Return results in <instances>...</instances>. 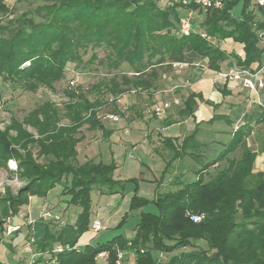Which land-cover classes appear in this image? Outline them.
<instances>
[{
  "label": "trees",
  "instance_id": "obj_1",
  "mask_svg": "<svg viewBox=\"0 0 264 264\" xmlns=\"http://www.w3.org/2000/svg\"><path fill=\"white\" fill-rule=\"evenodd\" d=\"M160 1L55 0L41 7L42 20L24 15L13 26L0 25V79L28 90L41 84L53 87L65 77L68 63H82L88 50L92 51V62L97 58V49L105 51L111 68L118 69L125 63L133 73L131 77L124 74L121 82L115 78L107 83L106 92L112 94L132 88L152 91L159 74L173 70L174 63L207 59L208 68L215 71H220L221 63L229 59L253 70L262 63L264 48L257 31L264 28V7L255 6L253 0H225L222 8L206 9L179 0H170L169 5L161 7ZM238 4L240 9L235 12ZM9 9L7 1L0 0V12ZM189 9L200 14L202 21L194 20L196 31L183 35L179 20L182 10L187 13ZM198 30L205 31L213 41L202 37ZM228 38L243 44V55L219 45ZM84 95L69 93L77 101L66 106L62 116L67 118L66 124L60 125L57 108L45 103L22 121L14 119L0 129V167L9 169V160L16 161L14 172L23 182L16 193L8 188L5 195L0 194L1 226L5 221L2 218L17 216L30 197L46 196L62 182L63 193L71 197L69 204L81 207L74 222L58 228L51 221L36 222L32 244L38 256L29 264H99L97 257L104 251L108 253V264H115L119 250L124 258L132 254L135 264H264V172L255 171V160L264 153V139L258 149L247 143L255 126L264 123L263 105L245 114L246 122L210 159L202 152L197 130L181 142L165 138L172 156L166 160L164 174L176 159L188 156L198 164L193 176L180 174L173 182L176 189L157 190L153 200L135 193L131 209L153 203L158 211L142 210L131 238L116 235L105 243L79 246L80 237L92 222L91 191L123 194L127 183L114 177V160L90 158L80 162L77 158L84 123L92 121L91 128L105 129L97 119L98 102ZM195 97L202 99L200 94L190 93L180 113L194 114ZM104 105L110 114L123 115L116 100ZM217 118L214 116L209 123ZM25 125L33 127L39 136L34 137ZM33 145L45 161L36 162L29 156ZM192 215L201 216V220L194 221ZM199 240L206 241L208 249L197 247ZM59 244L64 249L58 252L55 247ZM186 247L191 249L174 253ZM164 254L167 259H163Z\"/></svg>",
  "mask_w": 264,
  "mask_h": 264
},
{
  "label": "rangeland",
  "instance_id": "obj_2",
  "mask_svg": "<svg viewBox=\"0 0 264 264\" xmlns=\"http://www.w3.org/2000/svg\"><path fill=\"white\" fill-rule=\"evenodd\" d=\"M10 9L6 12H0V25L13 26L18 18L27 15L34 19L42 20L43 11L40 9L43 5L51 3L55 0H6ZM170 4V0H161L159 5L165 7ZM240 4L234 9L238 12ZM186 12L182 10V15ZM194 20L196 22L202 21V16L197 12H194ZM226 42L224 40L219 41V45L222 47ZM97 58L92 62L89 61L92 56V51L88 50L83 55L82 63H68L65 77L54 83L53 87L41 84L34 90L24 89L19 85H13L12 83H4L0 79V129L4 130L9 126L14 119L23 120L32 110L45 103H51L61 116L59 124L63 125L68 122L67 118L62 117L65 114L66 106L72 103L74 100L69 96L71 91L75 94L83 93L84 96L91 102H98L96 105L97 119L106 126L111 127L112 123L117 121L110 118V113L107 107L104 105L107 101L116 100L122 110L125 111L126 118L125 122L128 124L132 121V117L135 115V110H140V113L144 116L143 105L148 101V95L158 93L159 89L166 88V84L170 82L169 76H172V70H166L164 74H159L156 80V88L152 91H144L142 89L132 88L128 92L112 94L106 92V85L115 78L118 82L122 81L124 74L131 77L132 72L127 64L123 63L118 69H113L109 66V61L106 59L105 51L103 49H97L95 51ZM226 62V61H225ZM103 83V85H101ZM136 89V90H135ZM135 90V91H134ZM160 91V90H159ZM124 95L132 96V99L141 102L135 104L136 106H129L126 103L122 104L121 100ZM168 96L165 90L160 93V100H164ZM152 99V96H150ZM160 101L159 104L162 102ZM101 103V105H99ZM163 103V102H162ZM158 104V106H159ZM134 109V110H133ZM89 116V112L85 114ZM85 117V118H86ZM137 118V116H135ZM92 122V121H91ZM90 121L84 123L80 129V134L83 135L84 139L77 144L78 160L83 162V155L87 153V145L93 143L100 147L102 152L100 160L109 162L114 160L117 167V177L123 181H127L123 194H100L97 190L91 191V221L94 218H98L104 224L103 228L97 233H92L89 229L80 237L81 240L91 235L92 244H101L109 240H112L116 235H123L126 238H131L134 235V227L136 226L140 212L150 211L157 212L158 208L155 204L150 203L141 209H131V199L136 193L139 196L145 197L148 200L154 199V192L156 191V180L166 181L168 175L171 172V183H167L162 187V191L176 189L174 185L175 178L180 175L178 169L174 171L173 166L169 169V172L165 173L166 162L158 156H147L144 154L142 147L135 148L133 151V157L127 152V146L135 145L140 141V138H133L134 136L128 134L122 126L117 128V132L113 136H109L110 139L106 141L102 136L101 131L103 129L90 127ZM226 125V124H225ZM26 129L33 134L34 137H38L36 130L25 125ZM107 137V136H106ZM132 138V139H130ZM264 139V123L255 131V133L247 139L249 146L258 149L262 140ZM132 142V143H131ZM127 143H129L127 145ZM135 143V144H133ZM137 146V145H136ZM215 148L211 151L204 148L206 152V158L214 157L218 154L219 145H213ZM217 147H219L217 149ZM36 162L45 161L43 154L40 152L37 145H33L31 153L29 155ZM132 158H131V157ZM12 160L8 162V168L0 167V194L5 195L6 190L9 188L12 193H16L17 190L23 185V182L17 178L14 172L17 169L16 161L14 165L11 164ZM86 161V160H85ZM264 165V161L258 159L257 166ZM183 166L179 165L176 168L183 169ZM257 170V168H256ZM191 171L186 172V177H192ZM117 178V179H118ZM155 180V181H152ZM56 188V189H55ZM64 182L58 184L56 187L51 189V197H55V201L51 204L52 208H21L17 216L11 218L12 223L19 226V229L11 234L6 233V224L9 217L2 218L5 220L0 225V237L2 241L0 243V261L4 264H29L38 255L34 251L33 237L32 234L35 232L37 221L48 222L51 221L55 228L61 225L63 219L74 218L81 211V207L77 204H69L68 200L71 198L70 194L63 193ZM49 191V192H50ZM119 194L118 196H115ZM49 193L46 196L47 198ZM48 200V199H47ZM62 202V204L60 203ZM69 206V208H68ZM51 212L53 215L59 216V219L54 217H46L43 214V210ZM1 214V213H0ZM129 214L128 218L123 221V217ZM1 228H5L2 231ZM33 228V229H32ZM16 232H19L16 234ZM89 233V234H88ZM10 243V246L8 245ZM197 247L208 249V244L204 240L197 242ZM190 247L175 250L174 253L181 250H190ZM160 256V253H158ZM167 255H163V259H167ZM99 264H108V261L104 257L97 258ZM122 264H135V257L132 254L125 256Z\"/></svg>",
  "mask_w": 264,
  "mask_h": 264
},
{
  "label": "crops",
  "instance_id": "obj_3",
  "mask_svg": "<svg viewBox=\"0 0 264 264\" xmlns=\"http://www.w3.org/2000/svg\"><path fill=\"white\" fill-rule=\"evenodd\" d=\"M224 41L226 44H224L222 48L227 49L228 51H234L239 55L244 54L243 44L234 42L230 38L225 39ZM207 61V59H202L195 63H179L177 65L174 63L172 70L173 74L172 76H169L170 82L166 84L167 87L159 89L160 91L158 90V93L148 95L149 100L143 105V112L147 114L143 116L140 113V110H135V112H138L132 117V121L127 124L125 122V111L122 110L123 115L119 116L120 120L112 123L114 125L111 127L105 126V129L101 131L104 139L108 141V139H110L109 136H113V134L117 132V128L122 126L121 128H124L128 134L133 135V138H140L139 142L136 144L133 143L135 145L127 143V145L129 144L127 146V152L132 157L134 149L139 146L142 147L145 155H156L166 162V160H170L172 153L164 143V139L172 138L176 143L181 142L184 137L194 130H197V138L203 144L202 152L204 156L206 157V152L203 151L204 148L206 150L209 148L213 151L215 149L212 147L214 144L219 145V147L221 146L220 148L217 147V149L219 148V153L220 150L223 149L224 144L230 139L234 130L246 122L245 114L255 110L259 105V101L264 102V90H259L257 92L250 91L243 87L239 82L227 81L220 78L218 72L227 70L236 64L233 59L222 62L220 71L208 68ZM164 77H166V74H164ZM175 86L177 87L174 88ZM163 90H165V93L168 96H165L166 98L162 101L160 100V93ZM193 92L200 94L202 99L195 97L197 106L192 116L183 115L180 113V110L183 108L184 100ZM150 96H152V99ZM175 96L180 97V105H172L161 114L156 113V107L162 106V102ZM121 100H123L121 101L122 104L126 103L131 107H135L136 103L139 104L141 102V100L139 102L132 99V96L129 97L127 95H124ZM160 101L162 102L159 104ZM135 116H137V118H135ZM214 116L219 118L212 123H209V120ZM260 125L255 126L254 131L250 136L255 133ZM86 151L87 153L83 155V161L90 158L100 160L102 152L100 147L97 148V145H94L93 143L87 145ZM258 159L264 161V153H259L255 160V171L264 172V165L257 166ZM179 165L183 166V169L176 168ZM173 167L174 168L172 169H174V171L178 169L180 170L178 171L179 174H183V176L186 177V172L191 171L193 173L198 167V164L187 156L176 159L173 163ZM212 170H214V168H212L211 171ZM167 175L168 177L165 182H159L156 180L157 187L154 192V197L157 190L162 191V187L165 184L171 183V172L167 173ZM114 177L118 178L116 170L114 172ZM51 193L52 191L49 192L47 198L32 196L30 197L29 204L22 206L21 208H52L53 206L51 204L55 201V197H51ZM118 195L119 194H116L115 196ZM60 203L62 204V202ZM44 212L45 209L43 210V214ZM76 217L72 219H63L62 217L61 224L74 222ZM101 223L104 226L102 221ZM91 239V235H88L84 240L79 239L78 245L82 246L87 244L91 242Z\"/></svg>",
  "mask_w": 264,
  "mask_h": 264
},
{
  "label": "built area",
  "instance_id": "obj_4",
  "mask_svg": "<svg viewBox=\"0 0 264 264\" xmlns=\"http://www.w3.org/2000/svg\"><path fill=\"white\" fill-rule=\"evenodd\" d=\"M183 2L184 4H188L190 2H194L197 4H200L202 7L206 8H222L224 5L225 0H179ZM255 3V6L257 7H264V0H253ZM194 22V11L192 9H189L185 15H183L179 20V31L183 35H189L192 32H195V28L193 25ZM199 34L208 39L212 40L213 38L203 30H198ZM259 44L261 47L264 48V28L257 31ZM179 63H175L177 65ZM218 76L224 80L227 81H236L242 84L243 87L247 88L250 91L257 92L259 90H264V60L260 64V66L253 70L251 68L239 66L237 64H234L232 67L228 68L227 70L218 72ZM175 86L174 88H176ZM135 91V90H134ZM259 104L264 106V103L262 101L258 102ZM181 99L180 97H173L165 100L162 104V106L156 107L155 111L157 114H161L164 110L170 108L172 105H180ZM110 118L115 119L117 121L119 119L118 115L111 114ZM44 216L46 217H54L59 219L58 215H53L49 211L44 212ZM191 218L194 221L201 220V216L199 215H192ZM6 233L11 234L14 231L19 229V226L12 223L11 217L8 218L7 224H6ZM103 228V225L99 219H94L91 222L90 230L93 233H97L99 230ZM64 249V246L59 244L55 247V251H62ZM104 257L107 259L108 253L107 252H101L98 257ZM97 257V258H98ZM124 258V253L122 251H118V257L115 261V264H122Z\"/></svg>",
  "mask_w": 264,
  "mask_h": 264
},
{
  "label": "bare ground",
  "instance_id": "obj_5",
  "mask_svg": "<svg viewBox=\"0 0 264 264\" xmlns=\"http://www.w3.org/2000/svg\"><path fill=\"white\" fill-rule=\"evenodd\" d=\"M11 164H12V165H14V164H15L14 160H12V161H11Z\"/></svg>",
  "mask_w": 264,
  "mask_h": 264
}]
</instances>
